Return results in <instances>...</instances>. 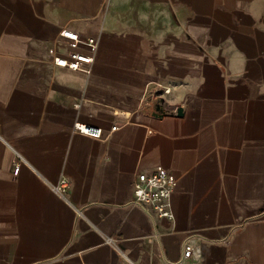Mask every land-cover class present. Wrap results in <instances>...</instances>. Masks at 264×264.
I'll return each instance as SVG.
<instances>
[{
	"label": "crops",
	"instance_id": "crops-1",
	"mask_svg": "<svg viewBox=\"0 0 264 264\" xmlns=\"http://www.w3.org/2000/svg\"><path fill=\"white\" fill-rule=\"evenodd\" d=\"M0 136V264H264V0H0ZM159 168L172 219L132 203Z\"/></svg>",
	"mask_w": 264,
	"mask_h": 264
},
{
	"label": "built area",
	"instance_id": "built-area-1",
	"mask_svg": "<svg viewBox=\"0 0 264 264\" xmlns=\"http://www.w3.org/2000/svg\"><path fill=\"white\" fill-rule=\"evenodd\" d=\"M60 37L68 41L70 50L64 55H56L53 57V63L57 66L65 67L71 70H88V66L93 61V56L97 50V42L92 37H80L71 32L61 30ZM85 48V51H80ZM113 126L111 130H114ZM73 129L82 134L90 136L94 139L103 138L102 128L75 122ZM3 138L0 136V142ZM19 166L14 167V173H17ZM176 179L166 170L159 168L152 172H139L132 185V203L142 208L144 211L154 214L160 218H173V212L170 207V197ZM69 180L61 178L54 185V191L59 195H65L69 188ZM228 241L224 240L223 244L228 245ZM185 250L183 258L199 256V247L193 246L191 241L184 242Z\"/></svg>",
	"mask_w": 264,
	"mask_h": 264
},
{
	"label": "water",
	"instance_id": "water-1",
	"mask_svg": "<svg viewBox=\"0 0 264 264\" xmlns=\"http://www.w3.org/2000/svg\"><path fill=\"white\" fill-rule=\"evenodd\" d=\"M177 114H178V115H181V114H182V109H181V108H179V109L177 110Z\"/></svg>",
	"mask_w": 264,
	"mask_h": 264
}]
</instances>
